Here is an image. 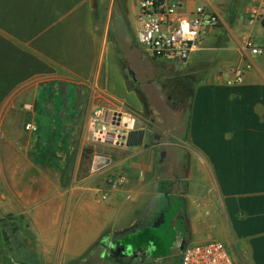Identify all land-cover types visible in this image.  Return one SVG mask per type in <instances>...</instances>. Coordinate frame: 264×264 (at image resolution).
<instances>
[{"label": "crops", "instance_id": "obj_1", "mask_svg": "<svg viewBox=\"0 0 264 264\" xmlns=\"http://www.w3.org/2000/svg\"><path fill=\"white\" fill-rule=\"evenodd\" d=\"M254 4L219 0V22L185 62L150 57L164 68L167 108L185 115L168 122L107 59V27L120 16L136 29L137 0H0V249L7 227L25 230L38 264L80 259L105 236L154 246L137 234L165 192L167 209L181 201L182 248L218 229L236 264H264V54L243 42L264 30V17L250 19ZM232 66L241 82L225 81ZM116 101L135 113L138 144L91 141L88 117ZM7 246L0 264H25Z\"/></svg>", "mask_w": 264, "mask_h": 264}, {"label": "built area", "instance_id": "obj_2", "mask_svg": "<svg viewBox=\"0 0 264 264\" xmlns=\"http://www.w3.org/2000/svg\"><path fill=\"white\" fill-rule=\"evenodd\" d=\"M250 19L264 17V0H252ZM219 0H137L135 29L136 42L151 58L168 60L176 64L185 62L197 49L207 30L219 22L215 4ZM250 55L264 54V30L259 39H243ZM233 75L227 83L243 80L239 66L230 67ZM135 127L134 112L121 102L111 107L95 108L87 120L91 141L111 145H126ZM122 178L116 183H121ZM178 264H236L223 242L211 239L205 242L186 243L180 250Z\"/></svg>", "mask_w": 264, "mask_h": 264}, {"label": "rangeland", "instance_id": "obj_3", "mask_svg": "<svg viewBox=\"0 0 264 264\" xmlns=\"http://www.w3.org/2000/svg\"><path fill=\"white\" fill-rule=\"evenodd\" d=\"M99 5V4H98ZM100 12V11H99ZM103 12V11H101ZM116 15H119L115 12ZM125 21L120 16L117 19H112V24L107 27V39H108V47H107V59L115 63L119 69L122 70V73L130 87V89H136L139 94L142 96L144 103L147 105L152 104L154 107L155 113H152L153 117L162 116L166 121H170L172 119H183L185 115L180 114L178 112L174 113L172 110L167 108L166 104V93L164 89H160L158 86H161V83L164 80V68L157 66L150 60V57L147 55V52L136 42L134 39V30L135 25L133 19H128ZM125 39V40H124ZM128 69L134 72V77L137 80L135 83L132 77L128 74ZM83 87H79V96L81 97V93L83 92ZM85 95L87 96L90 93V90L86 88ZM81 99V98H80ZM76 103H78L76 101ZM149 111L145 110V114L149 116ZM135 114V113H134ZM150 115V116H151ZM174 115V116H173ZM154 132L161 134L163 130L159 127H154ZM35 133V132H34ZM5 127L4 122L0 119V155L3 145L5 143ZM38 146V143H35ZM162 151L158 152L160 156ZM38 157V153H34ZM4 171L0 169V179L3 177ZM8 190V187H5L0 182V191ZM178 189V186H177ZM177 199L181 200L180 197ZM181 201L175 202L170 208L166 210L163 215V218L156 217L154 223L149 225V227L139 232L137 234H141V238L145 239L142 241H148L151 238L155 241V245L152 246L154 253L159 255V258L156 260H152L153 264H177L179 250L182 248L183 241L186 239V231L185 229H181V227H177V215L179 210V204ZM7 244L10 246V251H12L15 255L17 254L15 248L19 250L22 254V260H25V264H38V262L33 258L30 253L31 245L29 239L20 231V229H8L7 227ZM208 238H214L220 240L225 244L228 248L231 256H233V250L230 248V245L220 237V233L218 229H210L207 233ZM131 236H135V233H131ZM128 236L129 240H133V237ZM144 236V237H143ZM136 240V238L134 239ZM188 243L196 244L194 237H191ZM119 245H124L122 242H116ZM130 245H132L130 243ZM135 245V244H133ZM125 246V245H124ZM1 248V247H0ZM131 248V247H130ZM6 249V248H5ZM8 249V248H7ZM6 250L0 249V252ZM101 251V244L98 243L95 245L92 254L85 261H81L77 259L68 264H117L111 258H101L99 257V252ZM23 252V253H22ZM17 259V257H15ZM14 258V259H15ZM163 259H167L171 262H161Z\"/></svg>", "mask_w": 264, "mask_h": 264}, {"label": "flooded vegetation", "instance_id": "obj_4", "mask_svg": "<svg viewBox=\"0 0 264 264\" xmlns=\"http://www.w3.org/2000/svg\"><path fill=\"white\" fill-rule=\"evenodd\" d=\"M167 99L171 100V96L169 95ZM167 101V100H166ZM173 105H175L176 101H171ZM167 104L170 105V103L167 101ZM165 195V192L163 196ZM163 196L161 197V200L159 202V209L157 212L160 213L161 208L163 207ZM101 244V251L99 253L101 258H111L113 259L117 264H153L151 261L156 260L159 258V255H156L154 253V250L152 249V245L149 244L144 247H131L130 245H119L114 241H107L106 239L104 242H100ZM131 247V248H130ZM180 253V250H179ZM171 262L167 259H163L161 262Z\"/></svg>", "mask_w": 264, "mask_h": 264}, {"label": "trees", "instance_id": "obj_5", "mask_svg": "<svg viewBox=\"0 0 264 264\" xmlns=\"http://www.w3.org/2000/svg\"><path fill=\"white\" fill-rule=\"evenodd\" d=\"M141 134H142V132L141 131H136V130H133V131H131L130 132V134H129V137H128V141H127V144L128 145H134V144H138L139 142H140V138H141ZM169 188H173V186H172V184H171V186L169 187ZM5 222V221H4ZM21 232H23L24 233V235H26L27 236V233H25V230H20ZM7 229H2V235H3V239H4V241H6L7 239V236L8 235H6L7 233ZM7 249L8 248V246H7V242H5V247H4V249ZM93 249H94V247L84 256V257H82L81 258V261H85L86 259H87V257H88V255L90 256L91 254H92V252H93ZM8 250V249H7ZM100 253V252H99ZM99 255V254H98ZM99 257H100V255H99ZM13 258H15V257H13ZM23 263V262H22ZM90 264H97V263H93L92 261L90 262ZM178 264V263H177Z\"/></svg>", "mask_w": 264, "mask_h": 264}, {"label": "water", "instance_id": "obj_6", "mask_svg": "<svg viewBox=\"0 0 264 264\" xmlns=\"http://www.w3.org/2000/svg\"><path fill=\"white\" fill-rule=\"evenodd\" d=\"M128 74L132 77L133 81L135 83H137V80L134 77V72L132 70L128 69ZM126 145H128V144L126 143ZM163 155H164V151L161 153V157L159 159V162L162 161ZM167 199H168V195L165 193V195L163 196V207L161 208V211H160V213L158 215V217H160L161 219L163 218V215H164V213L167 210ZM105 239L107 240V237L106 236L100 242L101 243L104 242ZM121 246H123V245H121Z\"/></svg>", "mask_w": 264, "mask_h": 264}]
</instances>
